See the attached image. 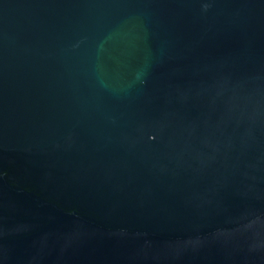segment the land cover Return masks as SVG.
Masks as SVG:
<instances>
[{
    "label": "water",
    "instance_id": "1",
    "mask_svg": "<svg viewBox=\"0 0 264 264\" xmlns=\"http://www.w3.org/2000/svg\"><path fill=\"white\" fill-rule=\"evenodd\" d=\"M0 264H264V0H0Z\"/></svg>",
    "mask_w": 264,
    "mask_h": 264
}]
</instances>
